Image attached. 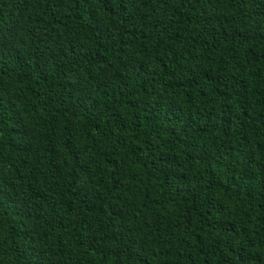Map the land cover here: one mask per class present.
<instances>
[{
  "label": "trees",
  "instance_id": "trees-1",
  "mask_svg": "<svg viewBox=\"0 0 264 264\" xmlns=\"http://www.w3.org/2000/svg\"><path fill=\"white\" fill-rule=\"evenodd\" d=\"M0 264H264V0H0Z\"/></svg>",
  "mask_w": 264,
  "mask_h": 264
}]
</instances>
